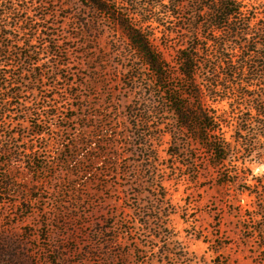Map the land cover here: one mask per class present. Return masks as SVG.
Returning <instances> with one entry per match:
<instances>
[{"label": "rangeland", "instance_id": "1", "mask_svg": "<svg viewBox=\"0 0 264 264\" xmlns=\"http://www.w3.org/2000/svg\"><path fill=\"white\" fill-rule=\"evenodd\" d=\"M193 1L178 0L175 18L163 14L166 28L151 32L170 64L185 47ZM246 2L251 18H264V0ZM15 3L36 21L35 45L48 64L23 99L31 117H12L30 121L15 130L26 139L0 168V264H264V188L246 191L264 176L257 163L264 145H251L258 132L239 131L251 102L242 103L244 117L227 119L238 163L218 174L200 146L187 158L172 145L170 117L156 112L163 94L146 70L129 73L133 54L111 15L81 0ZM39 130L46 134L33 136ZM28 146L35 162L17 150Z\"/></svg>", "mask_w": 264, "mask_h": 264}, {"label": "trees", "instance_id": "2", "mask_svg": "<svg viewBox=\"0 0 264 264\" xmlns=\"http://www.w3.org/2000/svg\"><path fill=\"white\" fill-rule=\"evenodd\" d=\"M81 1L93 12L111 15L123 31L133 54L129 73L138 75L146 70L153 86L162 92L163 104L156 112L161 117H170L172 145L179 150L183 148L185 157L189 158L186 153L191 146L198 145L206 151L210 167L218 174L230 164L238 163L232 162L235 147L226 138L225 128H231L227 119L244 117L242 103L246 101L251 102L246 110L250 114L242 118L239 131L258 132L259 137L251 145L259 148L264 145V25H259L264 18H251L252 3L246 0L191 2L186 6L191 23L184 33L185 47L179 50L173 65L155 50L156 37L151 32L166 28L162 23L163 14L175 18L180 8L178 0H147L143 5L137 0ZM113 5L121 7L120 10H115ZM126 6L134 10L131 12ZM21 14L24 17H17ZM35 22L26 6L17 5L15 0H0V168L7 165L4 157L11 153V147L26 139L15 130L18 126L27 129L24 123L30 120L15 123L12 117H31L32 107L23 99L27 94H35V89L29 86L39 83L38 70L48 64H41L43 52L35 45L39 32ZM212 70L214 73L209 76ZM231 94L235 98H230ZM223 102H228V109L217 108ZM55 117L50 107L47 119ZM45 134L42 130L33 132L35 137ZM17 150L32 162L36 161L33 147ZM259 151L257 163L264 165V151ZM47 167L41 166L39 173L46 172ZM235 175L240 178L239 174ZM256 179V184L246 190L250 195H257L251 189L264 188V176L262 181ZM259 233L264 237V230ZM260 253L264 254V246H260Z\"/></svg>", "mask_w": 264, "mask_h": 264}]
</instances>
